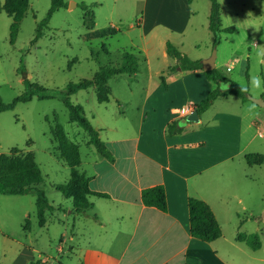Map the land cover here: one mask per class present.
Listing matches in <instances>:
<instances>
[{
  "label": "crops",
  "instance_id": "1",
  "mask_svg": "<svg viewBox=\"0 0 264 264\" xmlns=\"http://www.w3.org/2000/svg\"><path fill=\"white\" fill-rule=\"evenodd\" d=\"M194 1L144 0V21H151L146 28L144 23V31L150 33L157 26L178 33L195 29ZM143 54L149 70L147 48ZM160 55L169 57L165 45ZM175 64L159 68L154 75L148 73L143 101L131 112L105 108L106 122L94 128L112 159L100 155L87 141L83 155L79 152L78 170L88 178L90 190L106 196H88L90 207L83 215L75 213L72 230L54 238L49 255L25 246L23 259L16 264L36 260L45 264L48 258L54 264H264L262 244L252 250L236 239L243 219L256 220L250 218L252 213L242 215L247 209L246 194L256 190L247 183L255 179L243 165L254 166L244 156L259 151L251 149L255 136L246 130L264 122V109L232 94L220 96L198 115L197 122L186 121L180 132L168 134L171 121L184 118L215 88L200 70L168 69ZM234 162L240 169L236 180L242 184L238 187L232 185ZM155 185L164 187V212L141 202V191ZM189 197L210 207L220 237L207 242L190 235Z\"/></svg>",
  "mask_w": 264,
  "mask_h": 264
},
{
  "label": "rangeland",
  "instance_id": "2",
  "mask_svg": "<svg viewBox=\"0 0 264 264\" xmlns=\"http://www.w3.org/2000/svg\"><path fill=\"white\" fill-rule=\"evenodd\" d=\"M3 1L0 0V6ZM63 1L65 6L52 13L42 36L35 42L32 39L36 26L45 17L51 0H28L13 43L9 40L11 18L4 11L0 12L2 103L12 102L25 91L21 69L31 82L42 85L50 92L63 90L69 82L91 78L101 66H119L122 53L128 51L138 58L136 77L126 73L111 76L107 81L111 91L107 102L97 101L94 87L69 96L73 103L82 107L87 119L96 127L106 122L108 114L105 108H123L129 113L137 104L140 105L148 73L154 75L159 68L175 63V59H164L160 55L166 41L192 60L208 58L215 50V67L223 76L247 86L252 97L264 98V0H219L221 26H232L233 31L221 33L214 47L213 34L208 29V0L193 2L196 15L192 26L195 29L188 27L183 33L162 30L159 26L150 33L145 32L144 23L146 28L151 21L149 18L144 21V0ZM83 5L92 13H86ZM91 15L93 25H88ZM110 27L117 30L115 34L87 38L91 31ZM143 48L149 51V70L145 65ZM253 77H259V87L253 86ZM56 122L83 155L88 135L76 123L69 122L67 109L58 97L40 100L33 95L29 101L17 102L12 109L0 112V154L14 156L32 152L42 174V181L36 188L44 191L49 203L58 206L44 213L45 224L41 226L36 215L35 195L0 194V264L21 261L25 246H30V251L34 247L49 255L54 238L72 230V219L76 218V214L71 199H66L54 189L55 184L67 181L70 171L57 157L56 142L51 134V127ZM246 132L254 133L251 149L259 151L256 153L264 157V122L258 127L253 125ZM247 134L244 133L242 142H245ZM243 168L254 177L255 182L246 181L256 190L246 194L244 201L247 209L242 211V215L252 213L250 218L256 220L243 219L240 231L257 233L263 250L264 220L258 219L264 215V160L260 165H243ZM230 171L232 185L238 187L242 182L236 180L240 172L236 162L232 163ZM25 219L29 221L28 229H24ZM31 264L43 263L36 260ZM45 264L54 263L48 258Z\"/></svg>",
  "mask_w": 264,
  "mask_h": 264
},
{
  "label": "trees",
  "instance_id": "3",
  "mask_svg": "<svg viewBox=\"0 0 264 264\" xmlns=\"http://www.w3.org/2000/svg\"><path fill=\"white\" fill-rule=\"evenodd\" d=\"M190 2L191 0H187ZM210 2L208 14V29L213 34V47L221 33H230L233 31L232 26L222 27L220 18L219 0H208ZM63 0H51L50 7L45 15L37 24L35 36L32 42H35L42 36L43 30L53 12L60 7H64ZM28 7V0H4L0 6V12L4 11L11 18L9 25V40L13 43L17 35L19 23L23 18ZM83 9L87 10V6L83 5ZM92 13L87 10L86 13ZM88 25H93V15L88 19ZM114 27L91 31L87 38H103L116 33ZM166 54L176 60V64L169 69L172 71L178 70H200L204 75L215 84V88L210 91L207 96L198 104L193 106L198 115L206 110L213 101L220 96L232 94L240 97L243 101H247L248 87L242 86L235 81L223 76L215 67L204 71L200 60H192L184 53L178 50L171 42H165ZM121 63L119 66H101L94 72L91 78H83L75 82H69L63 90L49 91L42 85L31 82L25 75V71L21 69L23 74L22 82L25 85V91L16 96L10 103H2L0 101V112L10 110L17 102L29 101L33 95L38 99H49L58 97L64 107L67 109L68 120L71 123H76L88 135L87 143L94 146L95 150L107 159H112L111 153L107 146L99 138L98 131L92 126L90 121L84 114L82 107L79 104L73 103L69 96L79 90L94 87L96 99L99 103L107 102L111 93L107 85L108 79L116 74L126 73L134 74L138 71V58L124 51L121 55ZM74 61V60H73ZM163 82V79H161ZM56 120V119H54ZM181 119L171 121L166 128L168 134L178 133L182 130L181 125H184ZM53 140L56 142V150L58 157L69 167V177L64 183L54 185V189L59 191L66 199H71L73 212L76 214H85L90 207L88 201L89 195L103 196L106 194L91 191L88 185V178L77 170L80 163L78 146L71 142L63 131L59 123H55L51 127ZM248 165H260L264 157L260 153H247L244 156ZM42 181V174L36 163L32 152H27L22 155H6L0 154V194L3 195H25L31 193L35 195L36 215L40 225L44 223L45 211L53 210L45 196L43 190L36 188L35 185ZM141 202L148 207L156 208L160 211H166V196L162 185H155L144 188L141 191ZM188 215H189V231L190 235L202 241H213L220 237L221 229L216 221L210 207L202 200L194 197L187 199ZM29 221L25 219L24 229H28ZM236 239L244 242L252 250L260 248L261 242L257 233L238 232Z\"/></svg>",
  "mask_w": 264,
  "mask_h": 264
},
{
  "label": "water",
  "instance_id": "4",
  "mask_svg": "<svg viewBox=\"0 0 264 264\" xmlns=\"http://www.w3.org/2000/svg\"><path fill=\"white\" fill-rule=\"evenodd\" d=\"M215 50L212 51L211 55L208 58L202 59V69L204 71L213 69L215 67ZM247 99L258 105L259 107L264 109V98L262 97H252L250 94L246 95ZM198 113L196 109H192L184 118L181 119V122H197L198 121Z\"/></svg>",
  "mask_w": 264,
  "mask_h": 264
},
{
  "label": "clouds",
  "instance_id": "5",
  "mask_svg": "<svg viewBox=\"0 0 264 264\" xmlns=\"http://www.w3.org/2000/svg\"><path fill=\"white\" fill-rule=\"evenodd\" d=\"M252 83L254 87H259L260 84L259 77H253ZM253 107H255V105H253Z\"/></svg>",
  "mask_w": 264,
  "mask_h": 264
},
{
  "label": "built area",
  "instance_id": "6",
  "mask_svg": "<svg viewBox=\"0 0 264 264\" xmlns=\"http://www.w3.org/2000/svg\"><path fill=\"white\" fill-rule=\"evenodd\" d=\"M226 69L228 70V69H229V67H227ZM188 110H189V109H188V108H186V111H188Z\"/></svg>",
  "mask_w": 264,
  "mask_h": 264
}]
</instances>
